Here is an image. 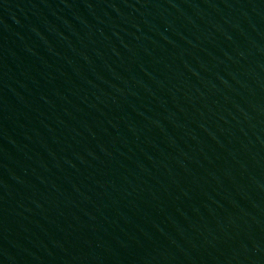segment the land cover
Listing matches in <instances>:
<instances>
[{
	"label": "water",
	"instance_id": "water-1",
	"mask_svg": "<svg viewBox=\"0 0 264 264\" xmlns=\"http://www.w3.org/2000/svg\"><path fill=\"white\" fill-rule=\"evenodd\" d=\"M0 264H264V0H0Z\"/></svg>",
	"mask_w": 264,
	"mask_h": 264
}]
</instances>
